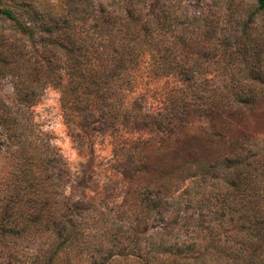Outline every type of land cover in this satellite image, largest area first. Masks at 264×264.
Returning <instances> with one entry per match:
<instances>
[{
  "label": "rangeland",
  "instance_id": "rangeland-1",
  "mask_svg": "<svg viewBox=\"0 0 264 264\" xmlns=\"http://www.w3.org/2000/svg\"><path fill=\"white\" fill-rule=\"evenodd\" d=\"M0 6L19 22L0 15V264H176L184 256L195 264H243L246 250L233 243L241 242L237 215L214 198L223 182L219 167L209 164L228 153L232 138L254 140L244 153L264 147V12L256 1L0 0ZM127 7L149 30L157 29L155 15L163 17L164 28L153 35L165 53L164 43L174 42L177 63L184 47L192 48V69L202 72L188 85L226 91L254 83L262 91L253 105L211 117L189 107L167 136L149 127L127 129L126 118L118 128L66 118L58 87L39 82L28 58L39 36L20 27L33 30L41 12L80 23L94 22L103 8L116 15ZM150 54L140 63L150 64ZM164 85L165 76L143 77L139 109L147 123L170 116L161 101ZM224 99L233 104L229 93ZM132 100L128 95L124 108ZM23 156L42 181L40 201L21 177ZM183 246L194 251L171 254Z\"/></svg>",
  "mask_w": 264,
  "mask_h": 264
},
{
  "label": "trees",
  "instance_id": "trees-1",
  "mask_svg": "<svg viewBox=\"0 0 264 264\" xmlns=\"http://www.w3.org/2000/svg\"><path fill=\"white\" fill-rule=\"evenodd\" d=\"M255 1L264 12V0ZM112 13L103 8L94 22L84 20L79 23L65 15L51 18L41 12L35 16L38 25L33 30L24 25L20 27L30 36H39L28 58L35 60L33 64L39 82L58 87L60 105L66 118L78 115L85 122H112L114 128H118V123L126 118L130 123L125 121L124 127L127 129L149 127L151 132L167 136L183 124L191 107L198 115L211 117L235 111L240 106L251 107L256 95L261 93L262 90L256 89L254 83L238 85L226 91L205 84L197 86L198 89L188 85L186 81L193 79L196 72L201 74L202 71L192 69L195 67L192 48L184 47V43L182 49L184 47L185 50L180 49L182 57L179 55V63L175 61L177 46H174L173 41L167 40L164 45L168 47L167 50L174 52L160 50L163 40L154 35L164 28L166 22L163 17L155 15L151 22L155 23L157 29L149 30L148 21L141 20L139 12L136 14L133 8H122L116 15ZM0 15L17 22L12 11L1 6ZM244 37L242 39L245 42L247 38ZM148 50L152 62L142 63L143 67L140 61ZM249 61L251 63L253 60ZM172 64L174 68L167 69ZM249 66L245 65L243 70L251 81ZM144 76L152 80L165 76L166 85L162 90L164 99L161 100L164 104L160 103L168 106L169 111L165 115L170 116H160L153 123H147L148 116H142L139 109L145 100L141 89ZM228 93L233 98V104L224 99ZM128 95H133L132 104H135L129 109L123 105ZM192 99L195 100L191 103ZM231 140L228 153L209 164L219 167L223 182L222 187L215 185L219 192L213 196L223 206L225 204L231 217L237 215L235 221L239 224V230L235 231L239 233L241 242L236 239L233 243L237 244L240 251L246 250L243 264H264V147L248 154L244 151L249 150L250 143L254 141L252 138L243 135ZM24 147L20 148L22 155ZM21 159V177L35 187V198L40 201L42 197L38 195V188L42 181L38 173L31 169L30 160L26 156ZM190 251H194L192 246H183L181 249L175 248L171 254L179 253L178 256L183 257ZM227 251L231 259L239 260L235 249L229 248ZM184 258H175L174 261L176 264H195Z\"/></svg>",
  "mask_w": 264,
  "mask_h": 264
}]
</instances>
